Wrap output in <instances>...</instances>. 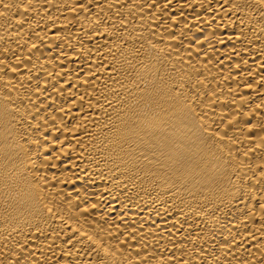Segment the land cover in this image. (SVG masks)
Returning a JSON list of instances; mask_svg holds the SVG:
<instances>
[{"label":"bare ground","instance_id":"6f19581e","mask_svg":"<svg viewBox=\"0 0 264 264\" xmlns=\"http://www.w3.org/2000/svg\"><path fill=\"white\" fill-rule=\"evenodd\" d=\"M0 264H264V0H0Z\"/></svg>","mask_w":264,"mask_h":264}]
</instances>
